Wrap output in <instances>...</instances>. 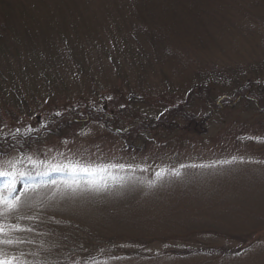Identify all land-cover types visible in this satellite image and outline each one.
<instances>
[{"label": "rangeland", "instance_id": "1", "mask_svg": "<svg viewBox=\"0 0 264 264\" xmlns=\"http://www.w3.org/2000/svg\"><path fill=\"white\" fill-rule=\"evenodd\" d=\"M0 168L12 264H264V0H0Z\"/></svg>", "mask_w": 264, "mask_h": 264}, {"label": "snow or ice", "instance_id": "2", "mask_svg": "<svg viewBox=\"0 0 264 264\" xmlns=\"http://www.w3.org/2000/svg\"><path fill=\"white\" fill-rule=\"evenodd\" d=\"M30 159V158H29ZM14 167V165H12ZM67 167V166H65ZM87 170V169H85ZM92 173L89 172V175ZM179 173H177L178 175ZM0 177H5L8 179V183L6 185L8 196L6 197L3 192H0V209H6L8 211H14L16 210L20 205V198L19 197H12L11 193L15 191V179L12 172H6L3 170V168H0ZM73 192L76 191L74 187L71 185L69 186ZM107 189L106 185H96L92 184L91 187L88 189L93 192H100ZM4 231L3 226H0V233ZM2 243H13L12 240H4L0 241ZM0 264H12L11 259H4L2 258V254H0Z\"/></svg>", "mask_w": 264, "mask_h": 264}, {"label": "trees", "instance_id": "3", "mask_svg": "<svg viewBox=\"0 0 264 264\" xmlns=\"http://www.w3.org/2000/svg\"><path fill=\"white\" fill-rule=\"evenodd\" d=\"M170 112V111H169ZM166 118H161L157 121L152 122L154 129H159L160 131H168L172 133L175 130L190 131L192 133L205 132V120L206 119H196L193 116H186L185 124L179 125L175 120L165 116Z\"/></svg>", "mask_w": 264, "mask_h": 264}]
</instances>
